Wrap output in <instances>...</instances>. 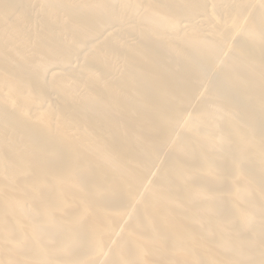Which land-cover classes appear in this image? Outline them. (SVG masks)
<instances>
[{"label": "bare ground", "instance_id": "bare-ground-1", "mask_svg": "<svg viewBox=\"0 0 264 264\" xmlns=\"http://www.w3.org/2000/svg\"><path fill=\"white\" fill-rule=\"evenodd\" d=\"M0 264H264V0H0Z\"/></svg>", "mask_w": 264, "mask_h": 264}]
</instances>
